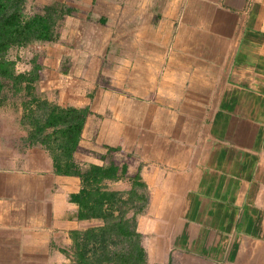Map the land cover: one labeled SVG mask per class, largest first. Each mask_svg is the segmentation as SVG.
I'll list each match as a JSON object with an SVG mask.
<instances>
[{
    "label": "crops",
    "instance_id": "1",
    "mask_svg": "<svg viewBox=\"0 0 264 264\" xmlns=\"http://www.w3.org/2000/svg\"><path fill=\"white\" fill-rule=\"evenodd\" d=\"M67 5L27 68L41 99L86 109L78 166L123 164L122 197L143 183L145 264H264V0ZM79 188L41 143L0 145V264H71V232L100 223Z\"/></svg>",
    "mask_w": 264,
    "mask_h": 264
},
{
    "label": "trees",
    "instance_id": "2",
    "mask_svg": "<svg viewBox=\"0 0 264 264\" xmlns=\"http://www.w3.org/2000/svg\"><path fill=\"white\" fill-rule=\"evenodd\" d=\"M23 6L24 0H0V102L8 92L16 95V104L22 106L31 123L32 128L26 130L29 142L37 141L49 151L54 171L79 176L80 188L71 195L78 204V216L100 221L81 232H71L70 263L145 264L134 218L146 200L143 183L136 180L134 174L127 196L122 197V191L110 189L105 181L122 176L123 164L118 166L109 161L79 167L71 154L86 109L47 103L35 89L36 63L14 72V61L6 56L13 46L52 41L66 10L45 4L39 11L25 13Z\"/></svg>",
    "mask_w": 264,
    "mask_h": 264
},
{
    "label": "rangeland",
    "instance_id": "3",
    "mask_svg": "<svg viewBox=\"0 0 264 264\" xmlns=\"http://www.w3.org/2000/svg\"><path fill=\"white\" fill-rule=\"evenodd\" d=\"M40 7L41 5L35 0H25L23 9L26 13H31L39 10ZM6 95L0 102V145L14 150L15 138H19L23 133L17 122L20 109L16 106V95H11L9 92Z\"/></svg>",
    "mask_w": 264,
    "mask_h": 264
},
{
    "label": "flooded vegetation",
    "instance_id": "4",
    "mask_svg": "<svg viewBox=\"0 0 264 264\" xmlns=\"http://www.w3.org/2000/svg\"><path fill=\"white\" fill-rule=\"evenodd\" d=\"M69 1L70 0H62V1L54 0V1H51L48 3H42L39 5H41V7H42V5H45V4H53L59 8L66 10V12L64 13V14H66L70 10L69 5H67ZM24 2H25V0H24ZM40 8H39V10H40ZM39 10H37V11H39ZM23 11H24V9H23ZM34 44H38V42L34 43L33 41H31V42H27L23 45H17L16 47L13 46L12 48H9L6 56L9 59H12L14 61L13 62L14 72L23 71L25 68L28 69L27 68V65L29 64L28 60L31 59V57H28L29 55L26 52L28 50L32 49V46H30V45H34ZM32 63H34V62H32ZM16 106L19 107V109H20V113L18 115L17 122H18V125L20 126V128L23 130V133L20 134L21 136L19 138H16L17 139L16 145H15L16 148L14 149V151H16V149H18V151H21V148L23 147V145L33 144V143H36L37 141L29 142L28 138L26 137V130L32 128L31 123H30L29 119L25 116L24 109H22V106L20 104H16ZM32 107H33V104H32ZM79 167L84 168L85 166L84 167L79 166ZM106 181H110V180H106Z\"/></svg>",
    "mask_w": 264,
    "mask_h": 264
}]
</instances>
